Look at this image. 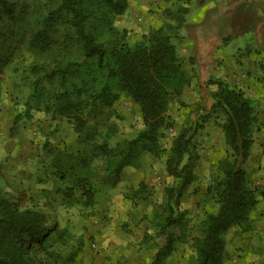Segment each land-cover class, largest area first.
<instances>
[{
    "label": "trees",
    "instance_id": "16d2710c",
    "mask_svg": "<svg viewBox=\"0 0 264 264\" xmlns=\"http://www.w3.org/2000/svg\"><path fill=\"white\" fill-rule=\"evenodd\" d=\"M41 1L35 0L36 12L31 13L37 16V25L25 41L36 56L25 68L33 100L25 113L31 119V109H41L53 118L65 119L83 134L82 149L71 152L51 147L46 162L55 169L62 203L87 214L97 202L99 188L116 186L126 167L142 153L158 154L162 139L174 125L168 110L194 79L175 42L183 28L188 31V1L175 9L165 8L167 21L135 42L116 24L129 8L128 0ZM27 12L22 0H0V21L6 14L16 18ZM188 61L194 64V57ZM54 82L56 88L47 87ZM208 85L216 88L205 91L209 102L205 110L222 117L228 146L205 193L204 200L216 208L205 210L193 235L186 221L188 212L181 208L184 192L198 180L188 161L196 128L188 122L173 136L165 163L173 182L164 188L162 201L151 202L144 217L151 230L145 238L165 236L151 264H166L178 242H190L194 264H221L229 231L248 221L260 196L264 198V187L250 181L244 168L259 123L255 99L220 79L209 77ZM122 94L139 107L142 127L132 138L116 139L113 127L99 128L96 119ZM144 186L141 182L126 197L132 202L145 199ZM46 223L41 209L21 206L17 195L12 197L0 186V264H38L35 247L47 248L50 239L61 240L53 232L56 226L46 227ZM175 225L179 233L171 229Z\"/></svg>",
    "mask_w": 264,
    "mask_h": 264
},
{
    "label": "rangeland",
    "instance_id": "374dc122",
    "mask_svg": "<svg viewBox=\"0 0 264 264\" xmlns=\"http://www.w3.org/2000/svg\"><path fill=\"white\" fill-rule=\"evenodd\" d=\"M22 1L27 5L28 14L18 13L16 18L6 14L5 20L0 21V186L12 197L17 195L21 206L41 209L47 216L46 227L56 226L53 232L61 240L50 239L47 248L36 246L35 258L38 264H151L157 249L164 244L165 236L145 238V232L151 230L144 217L151 210V202L162 201L164 188L173 182L165 169L173 136L188 122L196 128L188 161L198 180L181 199L182 210L188 212L186 221L195 235L196 222L205 210L216 208L213 202L204 199L207 186L218 174V162L228 150L223 119L207 113L205 109L209 102L202 88L198 90L191 85L181 100L171 104L168 110L174 125L162 139L158 154L142 153L135 164L126 167L116 186L100 187L97 202L87 214L67 206L56 191L60 182L55 169L46 162L48 149L59 147L78 152L83 147L84 136L65 119L53 118L41 109L33 107L31 119L25 113L26 107L33 103L25 68L36 58L25 41L34 29L33 25H37V16L31 13L36 12L35 0ZM184 1H188L189 7L186 21L198 24L206 21L214 8H229L232 0L143 1L146 5L143 15L153 14L156 19L147 17L142 23H136L130 18L125 28L118 21L116 24L120 29H126L128 40L134 42L137 37L141 38L142 26L146 33L150 28L164 24L167 18L163 16V9H175ZM240 1L241 6L235 8L234 17L237 16L238 24H244L243 30L234 26L235 29L228 33L229 39L223 47L216 49L214 56L218 58L221 54L226 63L236 65L240 72L244 71L245 77H250L240 88L255 99L259 123L244 168L250 174V181L264 187V0H234L238 5ZM158 5L160 11L155 8ZM182 31L185 33L186 28ZM191 72L194 73L192 84L200 87L194 81L195 71ZM56 86V82L47 85ZM96 123L99 128L112 126L116 139L132 138L142 127V117L139 107L122 94L96 119ZM141 182L147 196L132 202L126 195H131ZM171 229L176 233L181 231L179 225ZM195 258L190 242H178L166 264H194ZM221 264H264L263 197L260 196L248 221L229 231Z\"/></svg>",
    "mask_w": 264,
    "mask_h": 264
},
{
    "label": "crops",
    "instance_id": "0c3cea01",
    "mask_svg": "<svg viewBox=\"0 0 264 264\" xmlns=\"http://www.w3.org/2000/svg\"><path fill=\"white\" fill-rule=\"evenodd\" d=\"M128 1L129 8L127 9V11L123 15L117 17V21L122 24V28L126 27L125 24L130 18H133V21L136 23H142V19L145 18L147 20V17L152 18V20L156 19L153 14L148 15L147 17L143 15L146 14V10L144 9L146 5H143V1L149 2V0ZM241 2L242 1H240L238 5V3L232 0L230 2L229 8H214L209 13L207 20L201 23L192 24L186 21L189 32L186 30V32L183 33L182 31L179 38H176L175 40L178 45L180 54L186 58V67L189 68L190 71H195V84L200 85V87H194L193 83L191 87L198 90H201L202 88L204 94L206 93L205 91L216 88V85H208V87H206V81L209 77L226 81L227 83H230L232 85H239V87L244 85L242 84V82L245 79H250V77H245L244 71L240 72L236 65L233 66L226 63L221 54H219L218 58H215L214 56L216 49L225 45V43L229 39L228 33L235 29L234 26H237V30H243L242 26H244V24H238L237 16L235 15L234 17V13L236 11L235 8L238 9V7L241 6ZM159 6L160 5L155 6V8L159 10ZM153 22L154 21H152V23ZM143 27L144 26H142L141 29L142 34L145 33ZM131 28H129V31L131 30ZM149 28L150 26L148 27V29ZM135 40H139V37H137ZM190 56L194 57V64H190L189 66L188 58ZM251 66L253 65L251 64L250 67ZM254 76L255 75L252 76L251 80L254 78Z\"/></svg>",
    "mask_w": 264,
    "mask_h": 264
}]
</instances>
